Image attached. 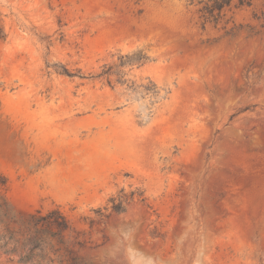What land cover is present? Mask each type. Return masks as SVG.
Returning <instances> with one entry per match:
<instances>
[{
  "label": "rangeland",
  "instance_id": "1",
  "mask_svg": "<svg viewBox=\"0 0 264 264\" xmlns=\"http://www.w3.org/2000/svg\"><path fill=\"white\" fill-rule=\"evenodd\" d=\"M1 178L28 264H264V0H0Z\"/></svg>",
  "mask_w": 264,
  "mask_h": 264
},
{
  "label": "trees",
  "instance_id": "2",
  "mask_svg": "<svg viewBox=\"0 0 264 264\" xmlns=\"http://www.w3.org/2000/svg\"><path fill=\"white\" fill-rule=\"evenodd\" d=\"M221 8L222 5L219 10ZM4 186L6 179L1 178L0 187ZM113 210L121 211V203L115 204ZM1 223L0 221V252L15 254L18 253L19 248L26 250L19 256V262L22 264L31 263L36 257H42V245H50L49 239L60 238L61 233L68 228L67 220L57 209L48 211L44 215L36 211L29 215L26 222H19L18 227H11L9 224L2 226Z\"/></svg>",
  "mask_w": 264,
  "mask_h": 264
},
{
  "label": "bare ground",
  "instance_id": "3",
  "mask_svg": "<svg viewBox=\"0 0 264 264\" xmlns=\"http://www.w3.org/2000/svg\"><path fill=\"white\" fill-rule=\"evenodd\" d=\"M208 240L206 239V237L200 238V240H199V245L197 247L198 248L197 249V256H196L197 257L196 261L198 262V264H200V262L202 261V257L205 253V250L207 249ZM111 245H112L111 248H113V249L118 248L121 252H124L128 255H129V253H127V252H129L128 250H130L132 252L134 251V252L139 253L140 256H142L143 261H138L139 262L138 264H148V262L153 263V264H159L161 262L163 263V260L160 257H158L157 255L152 254L149 251H147L146 249L138 246L132 239H129V240L127 239V241L126 240L123 241V244L120 245L119 240L116 237H114L111 239ZM126 254H125V256H127ZM128 260H130V259L128 258ZM145 262H147V263H145ZM128 264H132V262L128 261Z\"/></svg>",
  "mask_w": 264,
  "mask_h": 264
}]
</instances>
